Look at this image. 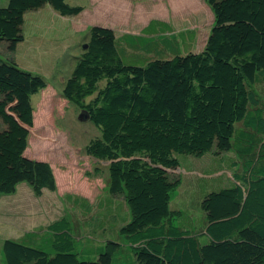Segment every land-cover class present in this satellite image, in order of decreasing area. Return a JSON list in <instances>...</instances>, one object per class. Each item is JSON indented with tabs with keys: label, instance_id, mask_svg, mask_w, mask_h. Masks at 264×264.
Here are the masks:
<instances>
[{
	"label": "trees",
	"instance_id": "1",
	"mask_svg": "<svg viewBox=\"0 0 264 264\" xmlns=\"http://www.w3.org/2000/svg\"><path fill=\"white\" fill-rule=\"evenodd\" d=\"M207 1L214 23L201 52L144 58V52L164 57L167 47L197 39V31H176L159 20L139 36H125L124 47L112 29L96 26L62 90L101 133L86 150L110 163V194L125 197L131 214V220L119 218L120 234L138 264H264V0ZM43 9L63 17L83 10L69 0L0 6V120L6 126L0 131V194L15 193L22 183L37 197L56 190L51 165L24 154L26 126L34 124L31 99L48 84L14 57L26 41V15ZM208 154L227 167L240 162L243 170L205 192L200 232L192 218L179 225L170 220L177 186L170 171L180 167L181 156ZM109 210L107 220L118 214ZM48 230L54 254L7 239L5 263L113 264L122 249L109 241L96 260H81L69 220Z\"/></svg>",
	"mask_w": 264,
	"mask_h": 264
},
{
	"label": "rangeland",
	"instance_id": "2",
	"mask_svg": "<svg viewBox=\"0 0 264 264\" xmlns=\"http://www.w3.org/2000/svg\"><path fill=\"white\" fill-rule=\"evenodd\" d=\"M6 2L0 0V6L5 7ZM69 2L82 7L80 15L63 17L49 9L27 14L26 41L14 56L21 69L41 75L48 84L31 99L34 124L26 126L29 136L24 154L51 165L56 190H46L37 197L29 184L22 183L15 193L0 194V264H6L3 245L7 239L54 254L48 227L63 218L73 226L79 259L96 260L98 252L109 241H114L122 249L115 255L113 264H138L130 244L120 234L119 218L131 220V214L125 197L110 194V163L93 158L86 150L101 133L91 121L80 118V109L63 98L62 90L84 46L90 42L93 27L112 29L122 47L126 45L125 36L141 35L153 20L169 23L176 31H197V39L192 44L186 45L181 40L167 47L164 57L142 53L144 58H173L177 54L201 52L214 23V13L207 0ZM133 58L129 61L137 62ZM1 121L0 131L6 127ZM209 155L202 158L181 156L180 167L170 171L177 184L171 193L170 220L173 224H185L192 218V228L203 231L206 218L201 202L205 192L219 188L220 183L226 185L235 175L242 174L240 162L227 167L225 162L219 163ZM121 159L130 164L125 157ZM107 209L112 215H120L107 220Z\"/></svg>",
	"mask_w": 264,
	"mask_h": 264
},
{
	"label": "water",
	"instance_id": "3",
	"mask_svg": "<svg viewBox=\"0 0 264 264\" xmlns=\"http://www.w3.org/2000/svg\"><path fill=\"white\" fill-rule=\"evenodd\" d=\"M88 48V46L87 45H85L84 46V49H87ZM81 119L82 118H84L85 120H89V116H88V114L87 113H85V112H82V114H81V117H80Z\"/></svg>",
	"mask_w": 264,
	"mask_h": 264
}]
</instances>
